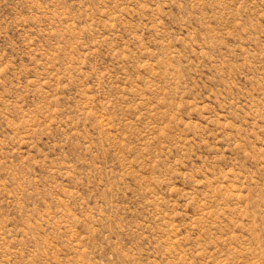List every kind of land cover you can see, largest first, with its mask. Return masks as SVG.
Returning a JSON list of instances; mask_svg holds the SVG:
<instances>
[{
  "label": "rangeland",
  "instance_id": "rangeland-1",
  "mask_svg": "<svg viewBox=\"0 0 264 264\" xmlns=\"http://www.w3.org/2000/svg\"><path fill=\"white\" fill-rule=\"evenodd\" d=\"M0 264H264V0H0Z\"/></svg>",
  "mask_w": 264,
  "mask_h": 264
}]
</instances>
